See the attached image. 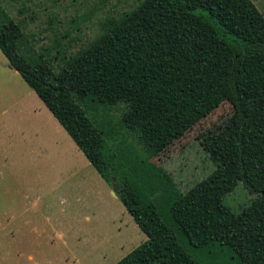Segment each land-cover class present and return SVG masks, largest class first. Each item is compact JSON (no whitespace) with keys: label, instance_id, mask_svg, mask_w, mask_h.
I'll use <instances>...</instances> for the list:
<instances>
[{"label":"trees","instance_id":"obj_1","mask_svg":"<svg viewBox=\"0 0 264 264\" xmlns=\"http://www.w3.org/2000/svg\"><path fill=\"white\" fill-rule=\"evenodd\" d=\"M103 27L94 43L62 57L55 73L0 10L7 66L39 97L147 238L116 264H202L205 259L197 262L194 252H205L214 264H264L262 14L250 0H141ZM120 102L125 111L116 129L87 114L93 104ZM222 102L235 113L233 155L185 192L171 184L164 191L171 200L158 206L107 139L123 142L135 135L153 158ZM238 183L253 198L234 212L223 199Z\"/></svg>","mask_w":264,"mask_h":264},{"label":"rangeland","instance_id":"obj_2","mask_svg":"<svg viewBox=\"0 0 264 264\" xmlns=\"http://www.w3.org/2000/svg\"><path fill=\"white\" fill-rule=\"evenodd\" d=\"M140 2L0 0V10L56 73L62 57L94 43L107 20ZM93 106L89 116L118 128L124 102ZM235 120L222 102L153 158L135 135L107 141L159 206L171 200L164 192L171 184L185 192L233 155ZM113 193L0 50V264H116L147 238ZM252 198L238 183L223 204L239 212Z\"/></svg>","mask_w":264,"mask_h":264},{"label":"crops","instance_id":"obj_3","mask_svg":"<svg viewBox=\"0 0 264 264\" xmlns=\"http://www.w3.org/2000/svg\"><path fill=\"white\" fill-rule=\"evenodd\" d=\"M264 17V0H250Z\"/></svg>","mask_w":264,"mask_h":264},{"label":"water","instance_id":"obj_4","mask_svg":"<svg viewBox=\"0 0 264 264\" xmlns=\"http://www.w3.org/2000/svg\"><path fill=\"white\" fill-rule=\"evenodd\" d=\"M113 195H115V194L113 193Z\"/></svg>","mask_w":264,"mask_h":264}]
</instances>
